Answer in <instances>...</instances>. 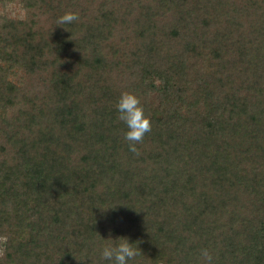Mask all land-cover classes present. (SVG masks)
Here are the masks:
<instances>
[{
	"label": "trees",
	"instance_id": "1",
	"mask_svg": "<svg viewBox=\"0 0 264 264\" xmlns=\"http://www.w3.org/2000/svg\"><path fill=\"white\" fill-rule=\"evenodd\" d=\"M0 264H264V0H0Z\"/></svg>",
	"mask_w": 264,
	"mask_h": 264
},
{
	"label": "rangeland",
	"instance_id": "2",
	"mask_svg": "<svg viewBox=\"0 0 264 264\" xmlns=\"http://www.w3.org/2000/svg\"><path fill=\"white\" fill-rule=\"evenodd\" d=\"M15 10H17V7H15Z\"/></svg>",
	"mask_w": 264,
	"mask_h": 264
}]
</instances>
